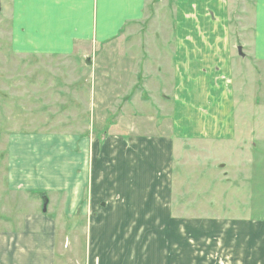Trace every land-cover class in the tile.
I'll return each instance as SVG.
<instances>
[{
    "label": "crops",
    "instance_id": "crops-1",
    "mask_svg": "<svg viewBox=\"0 0 264 264\" xmlns=\"http://www.w3.org/2000/svg\"><path fill=\"white\" fill-rule=\"evenodd\" d=\"M164 4L152 32L151 0H0L13 56L98 68L95 129L4 141V196L19 194L22 214L14 229L0 217V264H58L79 222L84 264H264V219L201 215L176 199V179L238 177L217 156L250 147L238 77L264 65V0Z\"/></svg>",
    "mask_w": 264,
    "mask_h": 264
},
{
    "label": "rangeland",
    "instance_id": "rangeland-1",
    "mask_svg": "<svg viewBox=\"0 0 264 264\" xmlns=\"http://www.w3.org/2000/svg\"><path fill=\"white\" fill-rule=\"evenodd\" d=\"M151 1L153 7L151 5L152 8L146 13L147 23L143 25L142 31L150 28L154 32L160 26L159 16L165 17L170 14L166 4L160 6L161 0ZM248 9L252 10V7L248 6ZM10 31L8 13L2 14L0 11V197L2 198L0 217H6L8 225L5 226L14 229L22 214L19 194L5 193L8 196L6 200L10 212L1 216L4 211L2 204L6 197L4 179H7L8 171L4 141L9 135H20L22 132L42 136L55 132L95 129L96 119L93 112L91 113L95 103L89 104V102L96 96L93 84L95 70L98 68L87 67L84 59L74 57L63 60L38 58L21 60L20 57L13 56L9 50ZM128 42L129 40L124 41L127 44L124 47L130 46ZM147 42L151 43V41ZM88 59L90 64L96 62V56ZM107 59L112 61L113 57L109 56ZM150 59L154 60L151 55ZM250 62L238 77V80L247 86L245 94L241 96L246 113L243 112L244 119H239V123L240 127L241 123L245 124V130L250 135L245 145L250 147L245 154L219 151L217 158L221 155L229 157L234 168L235 166L238 168L237 179H232L233 182L229 184L222 179H201L199 176L194 179H176V186L181 194L176 196V199L178 202L183 201L190 212L201 215L229 213L238 218V215L243 214L245 219H264V65ZM238 113L241 112L238 110ZM251 144L257 148L254 146L251 148ZM180 170H183V166L178 167V173ZM193 170L200 172L203 169L193 168ZM240 191L241 194L237 195ZM81 224V222L77 224L79 225L77 242L74 241V237L70 241L66 240V248L59 256L58 264H84L86 237L80 230Z\"/></svg>",
    "mask_w": 264,
    "mask_h": 264
},
{
    "label": "water",
    "instance_id": "water-1",
    "mask_svg": "<svg viewBox=\"0 0 264 264\" xmlns=\"http://www.w3.org/2000/svg\"><path fill=\"white\" fill-rule=\"evenodd\" d=\"M0 8H1V5H0ZM238 52H239L240 56H243V52H242V48L241 47L238 49ZM88 60H87V63L90 64V61H88ZM47 207H48V199L44 198L43 213H47Z\"/></svg>",
    "mask_w": 264,
    "mask_h": 264
}]
</instances>
